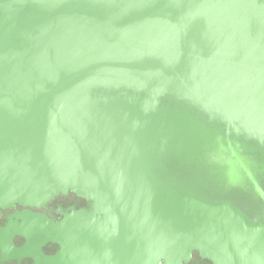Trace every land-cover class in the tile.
<instances>
[{"label": "water", "instance_id": "water-1", "mask_svg": "<svg viewBox=\"0 0 264 264\" xmlns=\"http://www.w3.org/2000/svg\"><path fill=\"white\" fill-rule=\"evenodd\" d=\"M70 193L90 209L31 211ZM18 206L13 258L264 264V0H0V216Z\"/></svg>", "mask_w": 264, "mask_h": 264}, {"label": "flooded vegetation", "instance_id": "flooded-vegetation-1", "mask_svg": "<svg viewBox=\"0 0 264 264\" xmlns=\"http://www.w3.org/2000/svg\"><path fill=\"white\" fill-rule=\"evenodd\" d=\"M74 208L75 210L86 209L89 210L88 202L84 199L77 197L76 195L70 193L67 196H60L55 198L52 202L47 205L46 209H31L32 213L43 215L54 222H58L63 219V216L58 213L61 211L63 213L70 212ZM24 209L17 207L12 210L2 212L0 216V231L4 229L8 223V218L15 213L23 212ZM14 247L16 249H22L26 245V239L24 237H15L13 240ZM2 248L0 245V264H40L31 258H13L9 256V249L6 244H3ZM59 251V246L56 244H48L43 247L42 252L46 257H52ZM43 264V262L41 263ZM184 264H213L207 259H203L199 256L198 252H193L192 258L188 263Z\"/></svg>", "mask_w": 264, "mask_h": 264}]
</instances>
